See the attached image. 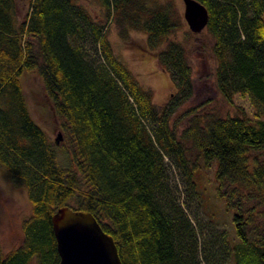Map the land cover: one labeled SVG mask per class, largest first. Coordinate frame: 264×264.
Returning a JSON list of instances; mask_svg holds the SVG:
<instances>
[{
  "label": "trees",
  "instance_id": "1",
  "mask_svg": "<svg viewBox=\"0 0 264 264\" xmlns=\"http://www.w3.org/2000/svg\"><path fill=\"white\" fill-rule=\"evenodd\" d=\"M95 1L97 16L82 0H0V165L31 202L23 239L0 246V264H57L50 216L63 204L91 211L123 264H264V0H198L215 87L230 104L247 96L254 116L200 102L182 110L179 131L171 117L193 85L184 44L169 38L182 23L174 1ZM115 16L122 35L138 28L152 50L164 42L156 58L176 91L162 105L114 51L106 28ZM31 71L59 120V141L30 114L22 80ZM165 158L189 187L216 159L215 188L237 242L220 234L217 247L212 231L199 239L202 227L170 195Z\"/></svg>",
  "mask_w": 264,
  "mask_h": 264
},
{
  "label": "rangeland",
  "instance_id": "2",
  "mask_svg": "<svg viewBox=\"0 0 264 264\" xmlns=\"http://www.w3.org/2000/svg\"><path fill=\"white\" fill-rule=\"evenodd\" d=\"M82 1L90 4L93 14L96 16L99 14L100 5L95 0ZM173 1L182 17V23L178 30L169 35V38L181 41L187 50L192 67L193 92L191 97L172 115L171 122L179 131L186 124L185 116L180 115L182 110L200 102L204 103L203 109H214L221 115L244 112L253 117L254 107L247 96L236 93L233 104H230L217 90L213 75L215 60L211 48L212 36L204 28L197 32L191 31L183 17L184 1ZM118 18L116 16L111 18L106 28L114 51L136 75L139 82L145 88L152 90L153 100L157 106H160L176 91L170 73L156 58V50L162 48L164 42L156 50H152L147 47L146 34L142 30L130 27L127 35H122L123 22ZM22 83L30 114L44 129L49 139L54 140L57 132H61L62 129L59 126V120L47 104L39 76L33 71L27 72L23 75ZM165 161L170 195L180 204L191 221L197 227H202L199 239L207 237L212 231L219 237L217 247L222 243L220 234L227 238L229 245L237 242L231 220L232 211L227 209L224 197H220L215 188L216 159L209 167H198L192 176L195 181L193 187L186 184L180 168L168 158H165ZM30 212L31 202L25 189L16 187L0 165V246L4 251L22 241L21 221ZM229 261L230 257L223 264H228Z\"/></svg>",
  "mask_w": 264,
  "mask_h": 264
},
{
  "label": "water",
  "instance_id": "3",
  "mask_svg": "<svg viewBox=\"0 0 264 264\" xmlns=\"http://www.w3.org/2000/svg\"><path fill=\"white\" fill-rule=\"evenodd\" d=\"M183 17L188 28L197 32L207 22V10L198 0H183ZM62 137L60 131L55 141ZM59 255L57 264H123L112 235L104 231L86 209L63 204L50 216Z\"/></svg>",
  "mask_w": 264,
  "mask_h": 264
}]
</instances>
